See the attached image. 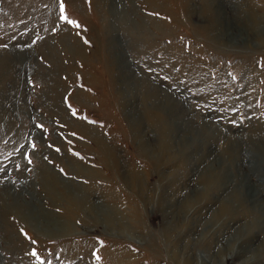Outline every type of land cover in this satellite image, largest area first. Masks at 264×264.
<instances>
[{
    "label": "rangeland",
    "instance_id": "1",
    "mask_svg": "<svg viewBox=\"0 0 264 264\" xmlns=\"http://www.w3.org/2000/svg\"><path fill=\"white\" fill-rule=\"evenodd\" d=\"M203 1L0 0V264H264V0H215L218 29ZM127 74L157 93L156 120ZM212 170L224 181L204 197ZM44 216L73 231L49 236Z\"/></svg>",
    "mask_w": 264,
    "mask_h": 264
},
{
    "label": "bare ground",
    "instance_id": "2",
    "mask_svg": "<svg viewBox=\"0 0 264 264\" xmlns=\"http://www.w3.org/2000/svg\"><path fill=\"white\" fill-rule=\"evenodd\" d=\"M112 1H114V0H112ZM204 2V6L202 7V14L204 15V17L206 18V20H208V22H210V23H212V26H211V28L212 29H218V15L216 14V10H215V8H214V3H215V0H204L203 1ZM117 11H118V9H117ZM120 14L118 15V20H116V24L118 25V24H121V23H123V22H125V16L124 15H122L123 14V12L121 13L120 11H118ZM121 15V16H120ZM250 16V18H252L254 21L256 20V18L255 17H253V16H251V15H249ZM250 20V19H249ZM252 30V29H251ZM20 49V48H19ZM4 51V50H3ZM11 51V50H10ZM12 52V51H11ZM27 53V52H26ZM24 54V53H23ZM15 55V54H14ZM4 55H1V53H0V63L1 62H3L5 59H4V57H3ZM18 56V55H17ZM17 56H15V57H17ZM20 56V55H19ZM19 56H18V58L17 59H19ZM25 56V55H24ZM24 56H23V59H24ZM117 58H118V61L119 62H123L124 63V61L125 60H123V57L122 58H120V56L117 54V56H116ZM11 58V57H10ZM16 59V58H15ZM6 61V60H5ZM19 61V60H18ZM22 61V60H21ZM12 62V61H11ZM23 62V61H22ZM10 63V62H9ZM3 64H6L5 62H3ZM127 73H129L128 71H127ZM127 79H125V83H126V85H128L129 84V86L131 85V89L133 90V91H130V94L132 93V92H134V93H137L138 91H140L141 92V94H142V100H143V109L145 110V116H144V118H146V121H147V119H148V121H149V123H150V121L151 120H156V116H155V113H152L151 114V112H150V110H149V106H148V104H150L149 102L151 101V102H153V103H156V101H158V99H159V97H158V95H157V93L156 92H153V91H151V89L149 88L150 86L149 85H147L146 83H143V82H141V83H137L135 80L134 81H132V79H131V77H129L130 75L129 74H127ZM137 78V77H136ZM134 79H135V77H134ZM127 87V86H126ZM125 94H126V97L128 98V97H130L129 95H128V93L127 92H125ZM132 96V95H131ZM127 103V102H126ZM131 103H132V101H131V99H128V103H127V105H126V107H130L131 106ZM171 107V106H170ZM128 109V108H127ZM167 109L168 110H170L168 107H167ZM129 110V109H128ZM160 119H163L164 118V120H167L166 118V116H165V114H162V117H159ZM131 120V122L133 123V128H134V130H136V131H138V132H141V129H142V123L140 122V116L138 115L137 116V114L133 117V118H131L130 119ZM163 120V121H164ZM148 123V122H147ZM173 128H174V125L171 123V124H167V123H161V125H160V129H159V131H160V134H161V139H162V143L163 144H166V147H165V149H164V151H168V150H170V147L172 146V140H173V137L171 136L170 137V135L171 134H173L174 133V131H173ZM206 134V133H205ZM204 134H202V136H203ZM140 135H138V136H136L137 138L139 137ZM138 140V139H137ZM195 140V139H194ZM139 142H140V144L143 146L144 144H142L143 143V141H142V137H139ZM182 150L179 152L180 154H185V153H187L186 151L189 149L187 146H185L184 148L182 147L181 148ZM237 158H238V156H237V152L236 151H234V150H231L230 152H229V162H232V160L233 161H237ZM235 165V162H233V164H231V166L233 167ZM208 168V167H207ZM49 171L50 170H48V169H43V170H41L40 171V174H49ZM219 174H220V172H216L215 170H212L211 171V173H209V174H207V176L203 179V183H204V185H205V188H206V190L204 191V194H203V196L204 197H209V195H210V192H212V194L213 193H216L217 192V188L219 187V185H222L221 184V182L222 181H224L223 180V177L222 176H219ZM131 176V179H132V181H134V182H138L140 179H141V177L139 176V174L137 173V172H135L134 174H130ZM129 177V178H130ZM56 181V180H55ZM58 181V180H57ZM56 181V182H57ZM55 184H57V183H55ZM54 184V185H55ZM132 184V183H131ZM53 185V186H54ZM48 188H49V190H50V192H52V190H54V187H52V185H46ZM66 187H65V189H66V192H67V194H68V198H69V201L73 204V205H78V207H85L86 209V212L88 213V215H90L94 220H96L97 222H99V221H104V222H106V224H108L112 229H116V227L115 226H120L121 228H122V226H124V223L120 220V218L118 217L119 215H116L117 213H115V211L114 210H111V211H106V213H100L99 211H96V206L95 205H91L92 204V202L90 201V196L89 195H87L86 197L84 196L83 198L81 197H79V196H83L78 190L79 189H77L76 187H72V186H70V185H65ZM247 195V194H246ZM232 200H235L236 202H238V204L240 205V206H242L243 205V202H242V200H241V197H240V195H239V193H237L235 196H234V198L233 197H231L227 202H225V203H223V204H221V206L219 207V209H218V212H217V214H222V215H225V214H229V215H231L232 213H234V204H233V202H232ZM84 205V206H83ZM14 207H13V209L15 210H17V212L19 213V215H21L22 216V218H23V220H26L27 222H34V220L35 221H37V218H35L37 215H35L34 214V211L30 208V207H28V208H25L26 210H24L23 209V211H28V213L26 212V214H24V213H22L23 211H21V210H19L20 208H22V207H20V206H15V205H13ZM37 211V210H36ZM43 213V212H42ZM41 213V214H42ZM248 213V212H247ZM28 214V215H27ZM43 215H44V213H43ZM38 217H39V215H38ZM44 219H45V221H46V226H47V229L50 231V232H48L49 233V236H52V237H56L55 236V233L57 232L58 233V231H59V229L61 230H63V231H73V227L71 226V224H72V222H70V220H67V219H60V218H56V220H54V218L52 217H50V216H44ZM104 219V220H103ZM39 223V222H38ZM36 224V223H35ZM248 224H249V227L251 226L252 228L253 227H255V225L254 224H251V222L249 221L248 222ZM37 225V224H36ZM35 225V226H36ZM59 226V227H58ZM248 226V225H247ZM50 227H54V228H56V229H52V228H50ZM39 228V227H38ZM59 228V229H58ZM66 231V232H67ZM252 231H249V230H246V232H245V234H247V235H249L250 233H251ZM192 243V242H191ZM177 252L178 251H176V253H174V257H177L178 258V254H177ZM187 260H188V258H187ZM188 262V261H187Z\"/></svg>",
    "mask_w": 264,
    "mask_h": 264
},
{
    "label": "snow or ice",
    "instance_id": "3",
    "mask_svg": "<svg viewBox=\"0 0 264 264\" xmlns=\"http://www.w3.org/2000/svg\"><path fill=\"white\" fill-rule=\"evenodd\" d=\"M59 7H60V11H61V19H63V20H65V22L66 23H69V24H73V25H75V21H71V20H68V18L65 16V14H64V11H65V6H64V4L63 3H61L60 5H59ZM33 255H35V253H33Z\"/></svg>",
    "mask_w": 264,
    "mask_h": 264
}]
</instances>
